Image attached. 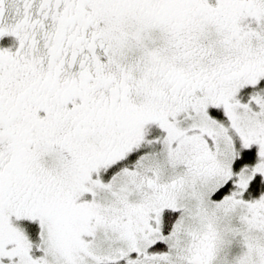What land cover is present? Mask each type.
Wrapping results in <instances>:
<instances>
[{
  "label": "snow or ice",
  "instance_id": "obj_1",
  "mask_svg": "<svg viewBox=\"0 0 264 264\" xmlns=\"http://www.w3.org/2000/svg\"><path fill=\"white\" fill-rule=\"evenodd\" d=\"M0 264H264V0H0Z\"/></svg>",
  "mask_w": 264,
  "mask_h": 264
}]
</instances>
